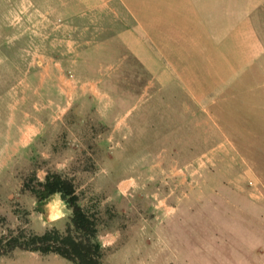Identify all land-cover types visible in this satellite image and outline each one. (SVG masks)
<instances>
[{
  "label": "rangeland",
  "instance_id": "374dc122",
  "mask_svg": "<svg viewBox=\"0 0 264 264\" xmlns=\"http://www.w3.org/2000/svg\"><path fill=\"white\" fill-rule=\"evenodd\" d=\"M76 1L0 0V236L19 228L45 232L28 226L31 205L18 194L34 171L75 157L63 173L79 183L100 234L119 231L105 264H264L263 146L216 147L226 133L216 130L214 116L185 100L176 84L158 83L150 69L122 68L116 37L99 34L105 14L80 18L84 7ZM152 109L158 133L147 125L143 141ZM29 119L47 120L44 141L34 138L32 163L23 161L26 148L18 164L10 163L13 138ZM104 150L109 158L101 163ZM109 172L121 178L122 190L130 187L125 195L103 197ZM0 264L73 263L18 249Z\"/></svg>",
  "mask_w": 264,
  "mask_h": 264
},
{
  "label": "crops",
  "instance_id": "0c3cea01",
  "mask_svg": "<svg viewBox=\"0 0 264 264\" xmlns=\"http://www.w3.org/2000/svg\"><path fill=\"white\" fill-rule=\"evenodd\" d=\"M76 2L84 7L77 14L80 18L105 14L106 30L99 34L106 36L108 30L120 52L134 54L158 83L176 84L185 100L204 115L214 116L216 130L226 133L216 147L264 148V0ZM61 94L70 99L64 91ZM28 122L24 134L13 138L16 152L10 163H17L20 151L30 149L46 126L37 119ZM251 133L263 134L254 142ZM124 188L117 186L118 193L125 195L130 189ZM18 196L31 205L32 196ZM45 202L36 211L43 212ZM52 228H59L58 224Z\"/></svg>",
  "mask_w": 264,
  "mask_h": 264
},
{
  "label": "trees",
  "instance_id": "16d2710c",
  "mask_svg": "<svg viewBox=\"0 0 264 264\" xmlns=\"http://www.w3.org/2000/svg\"><path fill=\"white\" fill-rule=\"evenodd\" d=\"M117 58V62L123 65L122 68H140V70L142 69L144 72H147L148 70V68H146L132 53L121 52ZM87 65L81 63V66L83 67ZM131 70L134 72V69ZM134 99L132 96L125 99V103L128 102V106L125 107L124 110L128 111L132 107ZM155 111L156 110L152 109L143 121V141L146 140V138H144L146 137L144 133L147 129V125L149 126V131L152 136L155 133H158L156 130L153 131L152 129L157 122L156 119L155 121L152 118V114H154ZM48 113H50V111H48ZM43 120L44 123L47 124V120ZM37 139L40 142L44 141L41 135ZM37 145L38 143L36 144L35 142L33 146L28 149V158L27 160L24 158L23 161L31 163L34 161V153L32 151H34V148L37 147ZM101 145L103 148H108V145H105L104 142L101 143ZM93 153L97 154L96 150L93 151ZM101 157L102 163L105 159L109 158V155L104 150V152H101ZM19 162L20 161H17L15 164H18ZM44 162L45 161L42 160L40 161V164H44ZM83 170L87 171L88 169L85 168ZM111 172H109L108 175H103V178L107 180L109 185L108 189L102 193L103 197H110L111 195L115 197L119 194L117 184L121 178ZM98 174L100 173L98 172ZM79 187V183L76 182V179L73 176H69L63 172L57 173L56 169H48L46 183L41 184L36 178V171H34L30 178L27 179L21 187L20 193H26L32 197L34 196L37 198L39 203L42 204L47 201L52 194L61 192L63 194L62 198L67 202L68 207L72 210L71 215L64 230L60 228H51L43 234H37L35 232L19 228L16 231L13 230L9 231L7 234H2L0 236V257L8 256L15 250L19 249L37 253L42 256L50 254L57 255L71 261L73 264H105L107 250L106 248L101 249L98 241L95 240L97 234L101 233V224L92 208L85 207L82 204ZM5 223V215L0 213V226Z\"/></svg>",
  "mask_w": 264,
  "mask_h": 264
},
{
  "label": "clouds",
  "instance_id": "9594fccd",
  "mask_svg": "<svg viewBox=\"0 0 264 264\" xmlns=\"http://www.w3.org/2000/svg\"><path fill=\"white\" fill-rule=\"evenodd\" d=\"M111 106V102L103 104L100 110L101 116H104ZM120 125H117V129ZM75 157L72 160H65L56 165L57 173L64 172L70 164L74 162ZM41 172L44 174L41 175ZM47 172L44 169L37 170L36 178L43 184L46 183ZM83 190V188L81 189ZM78 195V193H77ZM63 194L61 192H56L52 194L44 204V211L38 212L36 208L38 207L39 201L36 197H31V206L28 208L29 216L28 219L33 224H38L39 228L44 230H49L50 228L56 226L62 221H68L72 210L68 207L67 202L62 198ZM119 239V231L116 232H105L103 234L98 233L95 240L98 241L101 249L113 246Z\"/></svg>",
  "mask_w": 264,
  "mask_h": 264
}]
</instances>
